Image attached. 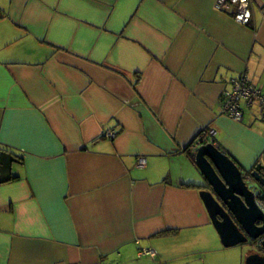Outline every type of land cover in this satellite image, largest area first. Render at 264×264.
Instances as JSON below:
<instances>
[{
    "label": "crops",
    "instance_id": "crops-1",
    "mask_svg": "<svg viewBox=\"0 0 264 264\" xmlns=\"http://www.w3.org/2000/svg\"><path fill=\"white\" fill-rule=\"evenodd\" d=\"M252 8L242 26L216 0H0V154L19 160L0 183V264L245 263L220 256L190 154L213 142L264 167L259 107L222 115L231 80L264 92Z\"/></svg>",
    "mask_w": 264,
    "mask_h": 264
},
{
    "label": "water",
    "instance_id": "water-1",
    "mask_svg": "<svg viewBox=\"0 0 264 264\" xmlns=\"http://www.w3.org/2000/svg\"><path fill=\"white\" fill-rule=\"evenodd\" d=\"M196 165L204 179L202 201L225 248L249 245L245 264H264V211L235 160L213 142L193 144ZM19 160L9 152L0 154V183L12 178ZM247 172V171H246ZM255 190L264 186V167L250 171Z\"/></svg>",
    "mask_w": 264,
    "mask_h": 264
},
{
    "label": "built area",
    "instance_id": "built-area-1",
    "mask_svg": "<svg viewBox=\"0 0 264 264\" xmlns=\"http://www.w3.org/2000/svg\"><path fill=\"white\" fill-rule=\"evenodd\" d=\"M216 7L220 11L233 8L232 17L238 24L250 26L253 22L252 0H216ZM230 83L231 90L226 91L222 98V115L237 122H243L245 117L243 107H259L264 122V92L252 84L246 75L233 79ZM107 137L114 138V132H109ZM194 150L197 148L194 147ZM147 165V158L140 157L138 159L139 169L144 170ZM255 193L258 198L259 191H255ZM258 203L264 211V203L259 201ZM157 255V251L153 248L140 252V257L150 256L155 259Z\"/></svg>",
    "mask_w": 264,
    "mask_h": 264
},
{
    "label": "rangeland",
    "instance_id": "rangeland-1",
    "mask_svg": "<svg viewBox=\"0 0 264 264\" xmlns=\"http://www.w3.org/2000/svg\"><path fill=\"white\" fill-rule=\"evenodd\" d=\"M241 25V24H240ZM244 26V25H242ZM256 108V107H255ZM258 108V107H257ZM215 234H217L215 228L213 227ZM218 236V234H217ZM219 238V236H218ZM194 243L191 241L189 242L188 246L194 250L197 246H193ZM185 246H181L180 241L177 242V239L171 240V242H169V247L171 248L170 250H181L184 249ZM224 248V247H223ZM253 247L249 246V245H244V246H240V247H235V248H224V251L222 253V255H220L221 257L223 256H238L241 254V252H243L244 254H247L249 250H252ZM245 264V263H244Z\"/></svg>",
    "mask_w": 264,
    "mask_h": 264
},
{
    "label": "trees",
    "instance_id": "trees-1",
    "mask_svg": "<svg viewBox=\"0 0 264 264\" xmlns=\"http://www.w3.org/2000/svg\"><path fill=\"white\" fill-rule=\"evenodd\" d=\"M190 156H191L192 159H195V155L190 154ZM245 173H246V175H250V171H247ZM263 189H264V186H262L261 189H259L258 200L260 202H264V190Z\"/></svg>",
    "mask_w": 264,
    "mask_h": 264
},
{
    "label": "flooded vegetation",
    "instance_id": "flooded-vegetation-1",
    "mask_svg": "<svg viewBox=\"0 0 264 264\" xmlns=\"http://www.w3.org/2000/svg\"><path fill=\"white\" fill-rule=\"evenodd\" d=\"M244 176H245V179H246V181H247V183H248V186H249L252 190H254V191L257 192L259 189L255 190L256 183L253 182L252 178H249L250 175H246V173H245ZM258 201H259V200H258ZM259 202H260V201H259ZM262 203H264V202H262Z\"/></svg>",
    "mask_w": 264,
    "mask_h": 264
}]
</instances>
